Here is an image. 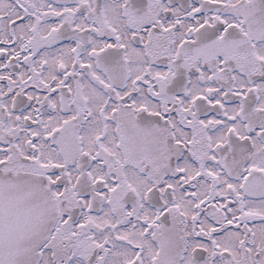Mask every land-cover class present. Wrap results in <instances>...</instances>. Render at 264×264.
I'll return each instance as SVG.
<instances>
[{"label": "snow or ice", "instance_id": "1", "mask_svg": "<svg viewBox=\"0 0 264 264\" xmlns=\"http://www.w3.org/2000/svg\"><path fill=\"white\" fill-rule=\"evenodd\" d=\"M0 264H264V0H0Z\"/></svg>", "mask_w": 264, "mask_h": 264}]
</instances>
